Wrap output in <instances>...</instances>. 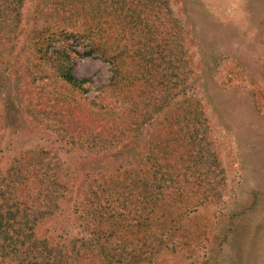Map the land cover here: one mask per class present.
Masks as SVG:
<instances>
[{"label":"rangeland","instance_id":"obj_1","mask_svg":"<svg viewBox=\"0 0 264 264\" xmlns=\"http://www.w3.org/2000/svg\"><path fill=\"white\" fill-rule=\"evenodd\" d=\"M2 106L0 177L39 239L264 264V0H0Z\"/></svg>","mask_w":264,"mask_h":264},{"label":"trees","instance_id":"obj_2","mask_svg":"<svg viewBox=\"0 0 264 264\" xmlns=\"http://www.w3.org/2000/svg\"><path fill=\"white\" fill-rule=\"evenodd\" d=\"M58 69L60 77L74 84L75 79L68 74L67 69H62L60 66ZM2 108L3 106L0 107V119L5 113ZM10 108L14 111L15 107ZM30 162V160L25 162L26 171H31ZM4 179L0 177V264H85L83 261L86 253H83L80 261L76 260L77 253L75 258L70 256L72 248L59 250L60 245L56 247L46 238L39 239L35 235L39 219H34L36 215H32L33 210L27 211L30 206L26 205L28 207L25 208L22 198L15 199L13 194L9 193L15 181L9 180L10 182L3 185ZM3 194L6 196L3 197Z\"/></svg>","mask_w":264,"mask_h":264}]
</instances>
